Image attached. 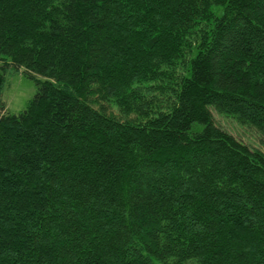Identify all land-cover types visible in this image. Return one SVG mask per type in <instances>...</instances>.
<instances>
[{"label":"trees","instance_id":"obj_1","mask_svg":"<svg viewBox=\"0 0 264 264\" xmlns=\"http://www.w3.org/2000/svg\"><path fill=\"white\" fill-rule=\"evenodd\" d=\"M212 110L264 139V0H0V264H264V152Z\"/></svg>","mask_w":264,"mask_h":264},{"label":"rangeland","instance_id":"obj_2","mask_svg":"<svg viewBox=\"0 0 264 264\" xmlns=\"http://www.w3.org/2000/svg\"><path fill=\"white\" fill-rule=\"evenodd\" d=\"M36 90L34 80L26 77L21 71L7 72L2 89L1 98L10 112L22 110ZM213 117L218 125L230 131L245 143L259 147L264 152V139L254 128L240 125L234 118L219 114L212 110Z\"/></svg>","mask_w":264,"mask_h":264}]
</instances>
